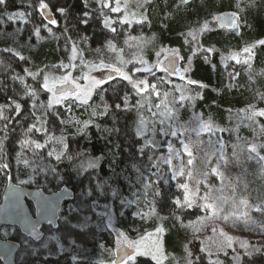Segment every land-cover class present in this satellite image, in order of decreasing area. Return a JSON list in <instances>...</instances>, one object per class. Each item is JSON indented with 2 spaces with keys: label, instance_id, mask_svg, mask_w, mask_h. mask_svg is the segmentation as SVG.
I'll return each mask as SVG.
<instances>
[{
  "label": "trees",
  "instance_id": "trees-1",
  "mask_svg": "<svg viewBox=\"0 0 264 264\" xmlns=\"http://www.w3.org/2000/svg\"><path fill=\"white\" fill-rule=\"evenodd\" d=\"M39 2L40 0H9L7 5L8 12L17 9L28 12V17H31L36 25L44 22L48 23L54 38L48 39L37 49L30 50L25 47L22 54L28 55L30 62L25 58L20 60V56L13 52L3 51L4 48L0 43V84L7 86L5 91H0V105L11 104L8 98L14 97L13 76H23L24 81L37 89L39 93L35 109L32 108L33 101L30 97L23 94L14 97L22 105L23 115L21 116H16L14 105L11 108L4 109V114L13 120V124L10 126L13 130L5 141L3 159H0V165H8L7 167H0V193L8 174H11L14 179L16 176L28 178L27 185L32 184L35 179L39 180L46 190H52L66 184L72 187L76 194L73 199L64 201L62 206L70 201L71 209L80 208L81 211H71L66 216L69 223L66 224L59 219L57 228L53 229L62 243L69 238L72 241L71 244L66 245L57 252L45 254L41 246L34 245L32 249L25 246L23 247L25 253L15 264H99L88 257H75L72 252L75 251L77 244L89 247L91 249L89 252L93 249L98 252L102 248L113 245V232L108 228L105 221L98 216L108 204L114 208L117 225L128 233L135 231L136 228H145L161 222L164 227V248L170 256V260L177 259V257L183 258L185 252L181 249V246L184 232L179 223L198 216L201 214L202 209L195 205L191 208H178L174 201L179 199L183 202L184 200L183 188L180 187L181 183L176 179H171V175L167 171L158 174L156 168L149 167L147 155H152L156 162L163 151L162 148L146 149L145 156H139L137 153V148L144 143V137H137L135 134L133 124L136 120L135 111L115 110V104L122 103L121 98L126 94H130L131 100L136 97L131 84L126 80H119L107 84L105 87L100 85L92 95L96 98L103 95L111 106L108 115L92 117V119L101 128H114V131L102 132L97 129L95 124H90L84 133H80L78 127L82 126V123L78 126L71 123L62 126L54 119L52 123L47 125L50 133L57 137L60 136V129L63 127L64 139L69 146L65 151L71 154L86 151L90 157H99L97 169H89L86 173L77 175L74 168L79 163L78 160L75 162L66 159L56 161L54 158L47 156L49 148L57 149L53 145L35 150L43 155L42 159L33 157L30 151L25 152L26 159L29 160L30 164L28 166L23 163L17 167L9 162L11 155L7 156V152L10 154L14 149L17 151L21 149L19 139L23 129L20 124L26 127L27 124L32 122L28 118L29 113L32 111H35L37 118H43L45 109L40 107V104L42 102L46 105L48 101L47 91L41 88L43 74L37 80H33L24 70L28 69L32 73H36L41 69L44 70L43 72L58 70V67L52 68V66L61 64L63 60L68 59L73 45L78 47L83 45V41L87 37L94 42H99L107 37L120 45L122 42L121 36L128 30L125 23H120L118 18L114 19L115 31H112L110 27H105L103 21L108 11L97 0H44L54 13L53 20L56 21L55 24H51L49 20L44 19L38 8ZM171 3V1H164L150 5L153 7L150 8L151 15H149V18L152 19L148 20L149 25L146 21H143V23L135 24L131 31H145L153 34L162 43L180 47L183 50L184 57L191 55L189 76L194 81L191 89L196 94L194 101H196L197 109L216 124L236 123L238 118L241 117L240 110L249 113V102L255 103V108L261 105L260 101L256 99L257 96L253 94L257 89L254 88L251 91L252 93L248 91L247 81L243 73V63L238 65L229 60L224 66L217 58L222 51H239L241 45L245 46L255 41L264 40V0H254L252 4H247L244 11L239 15L240 21L237 18L238 25L234 29L217 26L215 21L210 23L211 28L207 32L200 37L197 34V40L194 42V55V51L184 50L186 38L183 37V33L195 24L198 26L204 18L214 12L229 9L232 7L233 0H193L188 2L189 4L183 3L182 8H180L181 11L175 9L177 12L174 11V13H172L174 9ZM59 9H64V11L60 12ZM85 13H87V16L84 15ZM178 14H181V20L177 18ZM112 15L114 14L112 13ZM84 20L87 22H82ZM187 46H190V44H187ZM208 49H211V51H206ZM254 60L256 64H264V45L260 44L258 46ZM233 73L235 80L231 78ZM147 78L153 81L154 74L153 77L149 74ZM262 78L259 89L264 93V77ZM157 86L160 87L163 84ZM72 101L74 100H64L61 104H55L54 108L62 112L65 118H70L73 121L83 122L89 120L93 111L89 103L81 104L77 100ZM69 108L71 109L70 112L68 111ZM102 110L97 109V111ZM251 122L254 125L256 123L261 127L264 126V118L261 116L255 117ZM3 124L4 121L0 120V128L3 127ZM240 128L245 130V127ZM0 138H3V132H0ZM35 138L41 143L44 142L42 133H36ZM15 144H18V146ZM134 159L142 167L145 176L149 178L145 181V183L151 185L147 190V195H145L142 184L137 183V173L131 166ZM49 168H55L56 173L49 171ZM113 171H115L116 176L113 175ZM97 175L101 179H109L112 186L117 190L118 196L100 197L98 200L99 206H93L92 200L95 199V196L87 197L85 193L90 187H94L95 180L93 177ZM166 179L168 180L167 183H165ZM90 181H92L91 185ZM83 190L84 196L80 199ZM156 191L160 195H154ZM122 199L135 202L122 204ZM148 205L152 206L154 212L150 214L148 219L139 218L136 215L137 213L135 214V210ZM63 212L64 209H61L60 217ZM87 215L92 217L88 227H71V225L82 223L84 216ZM157 215L160 219L157 218ZM173 220L174 224H172ZM9 228L7 227L5 230L7 237L14 239L24 237L17 227H11L10 230ZM51 230L52 228L49 226L44 227V233ZM29 240L25 239V241ZM36 243H40V241ZM262 244H264V239L259 246ZM191 247H194L192 264H209V260L218 262V264H236L228 255L222 256L220 260L210 258L208 254L198 249L195 242L191 244ZM167 260L169 261V259ZM241 263L264 264V251L253 253L252 256L243 255ZM124 264H156V262L149 255H138L133 261H126ZM187 264H189V261Z\"/></svg>",
  "mask_w": 264,
  "mask_h": 264
},
{
  "label": "rangeland",
  "instance_id": "rangeland-1",
  "mask_svg": "<svg viewBox=\"0 0 264 264\" xmlns=\"http://www.w3.org/2000/svg\"><path fill=\"white\" fill-rule=\"evenodd\" d=\"M164 1L172 2V8L174 9L172 10V13L176 11L175 9L181 11L180 8H182L183 3L189 4L185 3L184 0H119L120 10L113 12L111 9L117 6V0H104L108 5L107 7H104V9L108 11L104 17V24L105 18H107L110 28H114V19L116 18L119 19L120 23L123 20L131 21L130 24L125 23L128 30L121 36V44L118 45L115 41L107 37L101 39L99 42L91 41L90 38L87 37V39L83 41V45L79 47L76 45V52H73L72 46L68 59L61 62V64L68 65V67H58V70L45 71L41 73V75H44V73H52L56 77L68 75L72 81L70 84L74 86L78 83L81 85V90H83L85 86L91 85L93 77L99 79L102 77V74H107L109 72L107 66L112 65L113 68L121 69L122 72L132 77L133 80L146 81L149 86L163 84V86L157 87L156 92H153L151 87H149L144 93H142V96L145 99L152 101L153 104H159L162 100H165L164 93H168L166 102L169 104V107L176 109L173 118L177 120L176 127L180 128V131L177 132L176 137L170 135L164 137L158 132L155 135L154 139L159 144V147L163 149L156 161L159 165V170L156 169V172L162 174L167 171L171 176L173 170L181 172L182 174L178 175L176 180L181 184H187V189L183 188V194L185 195V192L187 191L191 198L198 200L199 204L211 202V200L205 201L203 199V197L209 195V190L211 189V197L222 203L223 211L217 212L213 209L205 211L201 208L202 212L198 216L181 221L179 224L184 232L181 249L185 254L183 258L177 257V259L170 260V256H168L164 248V227L161 225V222L145 228H136L135 231L128 233L117 225L113 211L114 208L108 204L104 211L98 216L105 221L108 228L113 232V245H110V247L107 248H102L98 252L94 249L89 252L91 250L89 247L77 244L75 251L72 253H74L75 257H88L99 264H113L115 249L121 244H126L128 246L135 245L136 247H139L141 252L145 253L142 255H149L152 257L153 254H156L161 258V264H187L188 261H192L194 247H191V244L195 242L200 251L201 248H204L205 251L203 252L208 254L210 258L214 260H220L224 255H228L233 259V257L239 253L240 260L235 262L233 259V261L236 264H242L241 259L245 249L240 247V243L247 241L249 245L255 244L259 247L260 242L264 239V231L257 226L259 223H264V214L254 210L257 206L264 208V162L255 158L256 154L251 153L248 148V145L251 143L264 144V132L261 131V125H256V123L254 125V123L248 119V113L243 112V110H240L241 117L238 118L236 123L221 125L210 121L207 116L197 109L196 101H194L196 99V94H194L191 89L194 81L189 76V64L192 56L188 55L184 57L183 50H181L180 47L169 45L168 43H162L158 41L153 34L146 33L145 31H131V28L135 24H138L135 20L140 19L141 17H144L145 19L143 21H146L149 25L148 20L150 21L152 19L149 18V15H151L150 8L153 7L150 5ZM253 1L254 0H233L232 7L229 9L226 8L223 11L214 12L204 18L198 26L195 24L190 29H187L183 33V37L186 38L184 42V50L187 49L188 51H194V42L197 40V34L200 37L203 33L207 32L211 28L209 24L214 21L216 22L217 18L222 13L229 12L234 15L235 26L233 24L228 27L234 29L238 25V19L240 21L239 15L244 11L245 6L247 4H252ZM97 2L102 4L101 0H97ZM0 11L3 10L0 9ZM16 13H23V20H7V14L15 15ZM112 13L114 15H112ZM180 15L181 14L177 15L179 20H181ZM3 19L4 23L0 24V43L2 44V47L4 49L11 48V52L18 54V56H23L28 62H30V57L26 54H22L24 53L23 49L25 47L30 50L37 49L48 39L54 38L48 23L44 22L43 24L36 25L33 20H31V17H28V12H25L24 10L17 9L11 10L10 12L7 11ZM204 25H207L206 29L204 28ZM217 26L219 25L217 24ZM37 27L40 29L39 38L35 35V29ZM109 41H111V44L114 47H108ZM259 42L260 41H255L254 43L245 46L241 45L239 46V49H241L239 51H222L220 52L221 55L219 53L217 58L221 64H224V66H226V63L229 60L238 65L242 63L244 64L243 73L247 81L248 91L251 92L254 88L257 89L253 94L257 96L256 99L261 103L259 107L255 108L257 110L260 108L264 109V98H262L264 93L259 89V85H261L263 79L262 77H264V64H256V61L254 60L255 51L260 45ZM187 44H190V46H187ZM211 48L213 49V47ZM245 48L251 49V55L244 51ZM96 49H100V52H97ZM174 52H178L179 56L182 58L180 59L177 68L179 71H176L175 74L169 75L168 72L163 70V61L168 55H171ZM230 54H236L238 58L230 59L228 58ZM72 56H75L76 58L70 60L69 58ZM101 61H103V66H100ZM61 64H57V66ZM136 69H140V71H137ZM185 69L187 70L185 71ZM111 73L113 79L102 84L104 87L107 84L123 80L119 73L115 71ZM149 74L150 76L152 75V77L154 74L153 81L147 78ZM83 77H88V79H84ZM181 77H183V79H181ZM231 78H234L235 80L234 73ZM126 81L128 82V80ZM189 81H192L193 83H189ZM52 83L53 81L50 79V87ZM23 84L29 85L24 79ZM97 87L91 89L90 97H81V99H87L89 106L96 110L98 108L103 109V103H108L110 105V102L105 98L102 101L101 96H99L100 98L92 96ZM141 87H143V85H141ZM14 89L20 92V94H23L25 91L19 80L14 81ZM181 95L185 96L186 99L180 101L179 98ZM46 96L49 100L52 97V93L47 92ZM68 99L74 100L73 97H69ZM138 99H141V96L136 95L133 100L130 99L131 104H135ZM77 101L80 103L79 100ZM254 104L255 103L253 102H249L248 109L250 110V106H254ZM152 110L159 113L162 109H156L153 107ZM146 115L151 120L165 119L164 116L153 117L150 112H146ZM207 122H210L212 125L211 131L202 130L198 127L200 123ZM166 126L167 125H165V127ZM180 126L188 128L189 131L184 132V128ZM148 127L150 128L151 125L149 124ZM159 127L160 125L157 124V128ZM240 127H245V130ZM192 129L199 131V135H197V131H192ZM220 129H223V131H220ZM181 132L184 133L183 136H181ZM151 136L152 134L150 132L145 133L144 140ZM181 139H183L186 144H189V149L192 152L191 156L184 151V147L180 143ZM190 141H194L195 144L190 143ZM169 142L172 143L174 150L171 154L167 147ZM220 142L223 143V154L229 161L226 166L223 164V161H220L219 164L217 162V158L221 151ZM15 145L18 146V144ZM53 146H56L57 149L60 147L56 144H53ZM20 151L21 149L19 151L14 149L10 154L7 152V156L11 155L9 162L17 167L23 164V162H18L17 153ZM258 151L261 155H264V149H258ZM175 152H178L179 155H175ZM24 155L26 158V153H24ZM170 155L172 156L171 167L169 164L163 163V160ZM249 155L254 158L248 159ZM189 159L192 160L191 165L187 163ZM237 160L239 162H237ZM217 166L220 168V171L223 172V178L211 174V168ZM205 173H208V175L205 176ZM14 180L23 184H28L29 181V179L24 176H16ZM30 185L42 186L41 182L36 179ZM83 192L84 190L79 197L80 199L84 196ZM242 200L247 201V205L242 204ZM69 204L70 201L62 206L61 209H64V212L61 216L66 217L67 214L71 212L70 210L72 207ZM152 212L154 211L151 205L140 207L135 210V214L137 213L136 215L143 219H148ZM242 212H247L251 217V220L247 223L245 222V217H240L239 220L236 219V216H239ZM233 213L235 215H233ZM224 216H228L229 219L225 220ZM87 217L92 219L90 215H87ZM157 218L160 219L158 215ZM252 220L257 223H252ZM172 224H174V220L172 221ZM7 227L11 228L14 226L3 225L0 229V235L2 237L8 236L5 234ZM179 234L182 236L180 232ZM52 237H55V239H52ZM228 237H232L233 240L231 248L227 247ZM25 239L29 238L24 236L23 238L21 237L18 239L20 243H22V246L16 256V261H19L22 258L25 253V250L23 249L25 246L29 249L34 248V245L41 246L43 248L42 251H44L45 254L57 252L72 242L67 238L65 242L62 243L58 234L53 229L50 232L44 233L40 243H36L31 239L25 241ZM233 249H235V251ZM167 259H169V261Z\"/></svg>",
  "mask_w": 264,
  "mask_h": 264
},
{
  "label": "snow or ice",
  "instance_id": "snow-or-ice-1",
  "mask_svg": "<svg viewBox=\"0 0 264 264\" xmlns=\"http://www.w3.org/2000/svg\"><path fill=\"white\" fill-rule=\"evenodd\" d=\"M9 0H0V9H2L3 11H0V24L4 23V19L3 17L6 15L7 13V5H8ZM185 3H187V0H184ZM102 3V7H107V3L104 2V0H101ZM127 6V5H125ZM49 6L47 3L44 2V0H40L39 2V9L41 10H45L47 9ZM238 7V5H237ZM120 10V5H119V0H117V6L115 8H112L111 11L115 12V11H119ZM60 12H63L64 9H59ZM103 14V13H102ZM85 16H87V13L84 14ZM24 14L23 13H16L15 15L12 14H7L6 18L8 21H14L17 19L23 20ZM145 18L141 17L140 19L135 20L136 23L140 24L143 23V20ZM56 21L52 20L51 18H49V23L54 24ZM84 23H86L87 21L84 20L82 21ZM121 23H131V21H126L123 20L121 21ZM233 24L235 26V19L233 20ZM105 27H109L107 18H105ZM204 28H207V25H204ZM112 31H115V28H111ZM19 31V30H17ZM39 34H40V29L37 27L35 29V35L39 38ZM261 45H264V40H261L259 42ZM108 47H114L111 44V41L108 42ZM73 52H76V46L73 45ZM3 51L5 52H11L12 49L11 48H5L3 49ZM97 52H100V49H96ZM206 51H211V49H208ZM244 51L246 53H249V55H251V49L250 48H245ZM16 54V53H14ZM195 54V51L193 52V55ZM18 55V54H17ZM174 56V60L171 61L170 63H175L176 59H181L182 57L179 56L178 52H174L173 53ZM75 56L70 57L69 59H75ZM230 59H237V55L236 54H230V56L228 57ZM20 60H24L23 56L19 57ZM247 62V61H245ZM159 63V62H158ZM103 66V61H101V65ZM57 67H68V65H64L61 64L59 66L57 65H53L52 68H57ZM99 67V66H98ZM109 68V72L107 74H102V77L97 79V78H92V82L90 86H85L83 90H81V85H79L78 83L74 85L73 89H68L66 87H63L64 85H67L69 83H72V81L70 80V77L68 75H63L60 77H56L54 74L52 73H44L43 75V83L41 85V88L47 92L52 93V97L47 101V104H43L41 102L40 107H43L45 109L44 112V116L43 118H37L36 117V113L35 111H32L29 113L28 118L32 120L31 123L27 124V126L25 127L23 124H20V127L23 129V131L21 132V138L19 139V144H20V148L21 151L19 153H17V157H18V162H23L25 165L29 164V160L25 158L24 153L25 152H32L33 157H36L38 159H42L43 155L41 153L36 152V149H41V148H45L49 145H53V144H59L60 148L59 150H57L56 148H49V150L47 151V156L48 157H52L54 158L56 161H61L62 159H66L70 162H75V161H79V163L76 165V167L74 168V171L76 172L77 175H82L84 173H86L89 169L95 170L98 168V161H99V157H90L88 155V153L86 151H80L77 152L75 154H71L68 151H65V149H68V144L65 142L64 139V130L63 127L60 129V136H55L52 135L47 127L48 124L53 122V119L58 121L60 125L62 126H66L68 124H73L74 126H78L81 125L82 126L78 127V132L80 133H84L85 129L88 127V125L90 124H95V126L97 127V129L99 131L102 132H112L115 129H104L101 128V126L99 124H96L95 120L92 119V117H98V116H106L109 114V112L111 111V106L108 103H103V110L102 111H97L95 108L93 109L92 113H91V117L89 118V120L87 121H73L70 118H65L64 114L62 112H60L59 110L54 108V104H61L62 101L67 100L69 97H73L74 101L75 100H79L81 104H87V99H81L82 96H87L90 97L91 96V89L95 88L99 85L105 84L108 80L113 79V76L111 75V72L115 71L117 73H119L121 75V77L124 80H128V82L131 84L132 89L134 90L135 94L138 96H141V99H138L136 101L135 104H131L130 103V94H126L125 96H123L122 99V104L121 103H117L115 104V110L117 111H135L136 113V120L133 122L134 127H135V134L137 137H144L145 133H151L152 136L150 138H147L144 140V143L142 146H140L139 148H137V153L139 154V156H145L146 155V149L147 150H151L152 148H157L159 147V144L156 142V140L154 139L155 135L157 134V132L164 137L167 136H172V137H176L177 136V132L180 131V128L176 127V123L177 120L173 118L174 116V112L176 111V109H174L173 107H169V104L166 102V98L168 96V93H164V97L165 100H162L161 103L159 104H153L152 101L145 99L142 96V93H144L149 87H151L153 92L157 91V85H148L146 81L143 80H133L132 77H130L129 75H127L126 73L122 72L121 69L119 68H113L112 65H108L107 66ZM250 67V65H249ZM137 71H140V69H136ZM164 71L168 72L169 75L175 74L173 71L169 70L168 68L163 69ZM187 69H185L186 71ZM25 73L29 76L32 77L33 80H37L38 77L41 75V73L44 71L43 69L38 70L36 73H32L31 71H29L28 69L24 70ZM150 71V70H149ZM175 71H179V69H176ZM84 79H88V77H83ZM12 79L15 80H19L21 82V84L23 85L25 91L23 93V95L28 96L32 99L33 104H32V108L35 109L37 107L36 101L39 98V93L37 91V89L33 88L31 85H26L23 84V77L21 76H13ZM52 80L53 83L51 85V87L49 86V80ZM181 79H183V77H181ZM163 82V81H162ZM189 83H193L192 81H189ZM60 84L62 87L60 88L59 91H57L56 89V85ZM141 85H143V87H141ZM7 89V86L5 84H0V91H5ZM13 94L14 97L15 96H20V92H18L16 89H13ZM14 97H9L8 99L11 101V104H6V105H0V120L4 121L3 127L0 128V132H3V138H0V159H3V151H4V147H5V141L9 138V133L13 130L10 126L13 124V120L4 114V109L5 108H11L14 105V112L16 114V116H21L23 115L22 112V105L21 103L17 102V100ZM23 97L21 96V99ZM262 98H264V96H262ZM180 101H183L186 99L185 96L181 95V97L179 98ZM101 100H104V96L101 95ZM72 101V102H74ZM156 108V109H162L159 113L153 111L152 109ZM68 111L70 112L71 109L69 108ZM146 112H150L151 115L153 117H157V116H164L165 119H158V120H151L147 115ZM257 116H261L264 117V109H260V110H256L254 106H250V111L248 113V119L250 120H254L255 117ZM40 125L39 127L37 125ZM151 125V127L149 128L148 125ZM157 124L160 125L159 128H157ZM165 125H167L165 127ZM182 128H184V132L189 131L188 128L184 127V126H180ZM198 127L202 130H208L211 131L212 130V125L210 122L207 123H200L198 125ZM192 131H197L196 129H192ZM220 131H223V129H220ZM261 131L264 132V126H262ZM36 133H42L44 136V142L41 143L38 139L35 138V134ZM183 132H181V136H183ZM197 135H199V131H197ZM180 143L183 145L184 147V151L187 152V154L189 156L192 155L191 150L189 149V144H186L185 141L183 139H181ZM190 143L195 144L194 141H190ZM221 143V151H220V155L217 158V162L219 164L220 161H223V164L226 166L229 161L225 158L222 148H223V143ZM170 154L173 153V145L171 142L168 143L167 145ZM248 148L250 150L251 153H255L256 156L255 158H258L259 161L264 162V155H261L260 152L258 151V149H264V144H256V143H251L248 145ZM175 155H179L178 152L174 153ZM235 155V153H234ZM254 157L249 155L248 159H253ZM171 159L172 156H168L163 160V163L169 164L171 167ZM147 160L149 161V167L151 168H156L157 170H159V165L154 161L153 156L152 155H147ZM237 162H239L237 160ZM142 163V162H140ZM187 163L189 165L192 164V160L189 159L187 161ZM7 164H2L0 165V167H7ZM132 168L135 170V172L137 173V183L142 184L143 188L145 189V195H147V190L151 187V185L149 183H145L146 180H148L149 178L145 176L142 167L140 166V164L134 159L133 163H132ZM43 170V169H41ZM49 171H51L52 173H56V169L55 168H49ZM181 172L175 171L173 170L172 172V176L171 179H176V177L178 175H181ZM191 174V173H189ZM211 174L217 175L221 178H223V172L220 171V168L217 167H212L211 168ZM113 175L116 176L115 171H113ZM153 175H155V173H153ZM205 176L208 175V173L204 174ZM93 179L95 180V184L94 187H90L87 192L85 193V195L87 197H93L95 196V199L92 200V205L93 206H99L98 204V200L100 197H108V196H112V197H116L118 196V192L117 190L112 186V184L110 183L109 179H101L98 175L94 176ZM168 180H165V183H167ZM92 184V181H90V185ZM180 187L187 189V184H181ZM211 193V189L209 190V195H206L205 197H203V199L205 201L211 200L210 203H204V204H199L198 200L195 198H191L188 194V192H185L184 195V200L183 202L179 199L175 200L174 203L176 204V206L178 208L181 207H187V208H191L194 205L203 208L205 211L209 210V209H213L214 211H223V207H222V203L218 202L217 199H214L211 197L210 195ZM154 195H160V193L158 191H156L154 193ZM194 196V194H193ZM135 201H129L126 199H122L121 203L122 204H131L134 203ZM242 204L247 205V201H241ZM257 212H261L262 214H264V208H261L259 206L255 207L254 209ZM70 211H75V212H80L81 209L80 208H76V209H71ZM233 215H235L233 213ZM240 217H245L246 218V223L251 220V217L248 215L247 212H242L239 214V216H236V219L239 220ZM58 219H61L64 223H69L67 220V217H57ZM225 220H228L229 217L228 216H224ZM28 222V221H26ZM252 223L256 224L257 222L252 220ZM31 223V222H28ZM54 221L53 220H49V224H53ZM91 223L90 218L85 216L84 217V221L82 223H78L75 225H71V227L73 228H86L88 227V225ZM235 226V224H234ZM257 226L264 231V223H259L257 224ZM32 232L31 234L36 238V239H40V233L36 231L35 225L32 224ZM52 239H55V237H52ZM233 245V240L232 237H228L227 238V247L231 248ZM130 247H132L134 250L131 253L125 252L124 256L121 259V264H124V261L127 260H134L135 257L137 255H142L145 253H142L141 250L139 249V247H136L135 245H131ZM240 247L245 249V251L243 252L244 256H252L253 253H260L262 251H264V244H262L261 246H256L255 244L249 245V243L247 241L241 242L240 243ZM235 251V249H233ZM201 251H205L204 248H201ZM152 259L156 261V264H161V258L158 257L156 254L152 255ZM235 262H238L240 260V254L237 253L236 256L233 257ZM189 264H192L191 261H189ZM209 264H218V262H213L211 260H209Z\"/></svg>",
  "mask_w": 264,
  "mask_h": 264
},
{
  "label": "water",
  "instance_id": "water-1",
  "mask_svg": "<svg viewBox=\"0 0 264 264\" xmlns=\"http://www.w3.org/2000/svg\"><path fill=\"white\" fill-rule=\"evenodd\" d=\"M190 1L193 0H187V2ZM42 11L47 20L49 18L54 19V13L49 7ZM234 19L235 17L232 13L226 12L219 15L216 22L220 27H230L233 25ZM173 60V54L168 55L163 61V66L164 69L168 68L175 73L180 59H176L174 64L170 63ZM61 87V85L56 86L57 91ZM63 87L70 90L74 88L70 83ZM72 196L73 192L66 184L52 190H45L42 186H29L19 183L9 174L0 195V229L3 225H14L23 234L30 237L32 241L37 242L44 234L41 225H51L56 228L58 226L57 217H59L60 205L64 200ZM50 219L54 221L53 224H49ZM32 224L35 225L36 231L41 234L40 239H36L31 234ZM20 247L21 243L17 240L0 236V264H15L16 255ZM133 250L132 247L126 244L119 245L114 252V264L121 263L124 253H131Z\"/></svg>",
  "mask_w": 264,
  "mask_h": 264
},
{
  "label": "bare ground",
  "instance_id": "bare-ground-1",
  "mask_svg": "<svg viewBox=\"0 0 264 264\" xmlns=\"http://www.w3.org/2000/svg\"><path fill=\"white\" fill-rule=\"evenodd\" d=\"M188 3V2H187ZM39 11H40V13L42 14V16L44 17V19H46L45 18V15H44V13H43V11L41 10V9H39ZM58 86V85H57ZM9 175V174H8ZM7 175V176H8ZM7 178V177H6ZM63 185V184H62ZM29 186H33V185H29ZM61 186V185H60ZM68 186V185H67ZM71 190H72V192H73V196L71 197V198H69V199H66V200H71V199H73L74 198V196H75V192H74V190L72 189V187H70V186H68ZM2 191V190H1ZM0 195H1V193H0ZM66 200H64V201H66ZM63 201V202H64ZM63 202L61 203V205H60V208H59V217H60V210H61V206H62V204H63ZM58 221H59V219H58ZM9 226H14V225H9ZM45 226H49L50 228H52V229H56V228H53L51 225H41V229L43 230V232H44V227ZM16 227V226H15ZM18 228V227H17ZM19 229V228H18ZM19 231H20V229H19ZM20 233H21V235H23V236H25V237H27V238H29L30 239V237H28V236H26L25 234H23L21 231H20ZM1 236V235H0ZM43 236H44V234H43ZM2 237V236H1ZM2 238H9V237H2ZM43 238V237H42ZM42 238L39 240V241H41L42 240ZM11 239H14V238H11ZM15 240H17L18 242H20L18 239H15ZM39 241H37V242H39ZM17 256V255H16ZM114 257H115V255H114ZM114 260V259H113ZM15 263H16V260H15ZM113 264H114V262H113ZM119 264H121V263H119Z\"/></svg>",
  "mask_w": 264,
  "mask_h": 264
},
{
  "label": "flooded vegetation",
  "instance_id": "flooded-vegetation-1",
  "mask_svg": "<svg viewBox=\"0 0 264 264\" xmlns=\"http://www.w3.org/2000/svg\"><path fill=\"white\" fill-rule=\"evenodd\" d=\"M63 205V204H62ZM61 208H62V206H61Z\"/></svg>",
  "mask_w": 264,
  "mask_h": 264
}]
</instances>
